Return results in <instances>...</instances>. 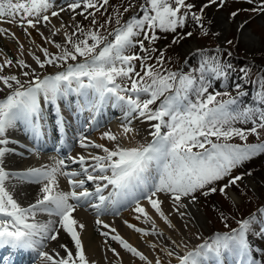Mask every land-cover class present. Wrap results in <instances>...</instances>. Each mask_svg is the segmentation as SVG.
<instances>
[{"label": "snow or ice", "instance_id": "6c2138e0", "mask_svg": "<svg viewBox=\"0 0 264 264\" xmlns=\"http://www.w3.org/2000/svg\"><path fill=\"white\" fill-rule=\"evenodd\" d=\"M244 2L257 6L243 11L264 13V0ZM224 4L225 0H206L199 6L191 0H143L137 5L129 0L122 12L117 11L100 23L97 17L111 7L110 0H71L64 5L58 0H0V24L16 25L32 43H35L32 31H35L59 50L53 54L49 48L38 45L42 56L27 50V55L38 66L34 67L21 58L26 49L20 37L8 27H0V37L10 36L20 53L19 57L5 56L0 62V93L3 94L0 98V158L9 151L3 147L9 144L8 131L18 123L34 138L41 137L45 121L41 97L45 103L55 106L59 129L64 128L66 119L58 101L72 93L84 97V103L97 112L111 102L124 117L118 132L101 133L100 139L109 142L111 147L80 135L79 147L86 154L67 158L78 166V171H66L69 165L64 159L57 160L51 167L22 172H9L0 166V252H8L7 256L0 255V264H14L13 257L21 250L34 254L39 264H97L87 255L83 242L86 225L74 216L85 204L96 211V230L106 238L104 247L116 258L120 253L111 247L109 237L143 264H172L173 260L176 264H206L213 258L220 264L222 255L232 256L234 264H261L253 259L248 236L258 231L264 237V227H260L264 225V208H259L258 214L237 220L238 228L217 233L211 242L204 240L190 248L183 239L177 241L168 236L166 241L170 243H152L149 247L160 253L152 259L100 218L109 210L115 212L118 205H134L131 210L137 214L135 219H142L151 229L124 221L126 226L144 237H164L154 217L168 229L176 230L171 219L175 215L188 220L184 224L187 228L191 219L187 210L200 197L208 198L216 193L227 197L228 190L238 188L245 176L252 175L250 171L235 175L233 172L264 154V139H261L264 107L243 105L240 97L244 92L240 84L235 85L236 95L228 99H218L228 96L227 92L210 91L212 80H227L232 70V65L223 62L219 55L200 50L199 67L182 73L164 68L165 50L156 47L161 39L158 33H172L171 45L193 37L192 31H183L190 22L204 36L209 35L204 21L206 9ZM134 9L142 15L133 14L124 19V15ZM66 11L71 14L70 25L62 20V13ZM239 11L231 12L230 16L237 17ZM78 16L89 21L92 27H83L77 21ZM53 18L61 20L59 26L53 23ZM113 22L115 26L109 30L108 25ZM246 23L239 27L242 29ZM48 26H51V36L63 35L61 43L44 35L41 27ZM227 43L232 44V41ZM215 51L220 53L222 49L217 47ZM46 66L63 70L41 76L39 70ZM240 72L242 78H247V69L242 68ZM261 84L264 86V80ZM257 101L264 106V90L257 92ZM134 121L149 124L151 140L125 146L122 138L131 143L138 135ZM249 124L250 127H244ZM249 136L256 137L258 142L249 143ZM234 139L242 143L232 142ZM61 176L67 179L71 190H61L58 179ZM13 178L40 185L33 203L22 206L18 202L6 185ZM88 182L95 185L94 190L85 187ZM109 187L111 191L105 195ZM166 201L168 211L164 208ZM39 215L51 219L40 222ZM61 233L70 238L72 247L59 243L60 251L45 250L49 242L60 239Z\"/></svg>", "mask_w": 264, "mask_h": 264}, {"label": "rangeland", "instance_id": "374dc122", "mask_svg": "<svg viewBox=\"0 0 264 264\" xmlns=\"http://www.w3.org/2000/svg\"><path fill=\"white\" fill-rule=\"evenodd\" d=\"M141 1L142 0H131L132 3L137 5L139 3H143ZM128 2L129 0H110L111 7H108L107 11L102 10L104 11V15H98V21L103 23L104 19L109 15H114V13L117 11L122 12L123 7L127 6ZM191 2H194L197 4V6H199L201 3H205L206 0H191ZM258 2L259 0H257V3ZM256 6L257 4H248L245 3L244 0H225L223 7H209L206 9L204 16L205 27L208 28L209 35L204 36L202 32L190 22L189 27L183 31H192L194 33L193 37L188 38L176 45H171L173 38L172 33H158L161 36V39L157 42L156 47L157 49L165 50L166 63L163 65L164 68L182 73L193 72L199 67L202 61L200 50H204L207 54L219 55L223 62L230 63L232 65V70L229 72V77L227 80L222 78L219 81L212 80L213 87L210 89L211 92L218 91L222 93H228V96H221L218 97V99H228L229 96L236 95L235 85L241 84L239 80L236 79L237 77L242 79V81L245 83L243 87L241 86V88H244L245 90H243V92L247 93V86H250L252 90H250L247 94L251 95L252 97L255 95L257 96L258 91L264 90V86L261 84V81L264 80V13L243 11V9H251ZM237 10H240L238 16L232 18L230 13ZM130 12L124 15V19H127L131 16ZM135 14L142 15V12H136ZM219 15H222L230 22V25L227 26L228 30L222 36L217 35L218 33L216 26H218L217 17ZM240 18L246 19L247 23L244 27H248V29L251 30L254 37L258 40V44L248 47L242 42V39L238 33L239 28H236V23L241 22V20H237ZM77 21L80 22L81 25L86 29L92 27L89 21L84 20L83 17L78 16ZM208 21H211V24H208ZM241 23L244 24L245 21ZM114 26L115 24L113 22V24L108 25V29L111 30V28ZM229 40L232 41V44L227 43ZM193 42L195 45L191 47ZM169 45L171 46L168 47ZM217 47L222 49L220 53H216L215 50ZM188 48L191 49L189 54L186 51ZM56 51L53 54L59 52L57 49ZM228 52H231L232 55L228 56ZM185 54H188V57ZM153 55H158V53H154ZM149 63H151V61ZM242 68L248 70L247 78H242L243 73L240 72V69ZM138 70L140 69L138 68ZM50 71L54 72V74L57 72L53 66H46V68L43 70V73ZM39 74L42 76L41 72H39ZM240 101L243 105H247L249 107H264L259 105L257 100H254V102H248L244 96L240 97ZM250 126L251 125L249 124L244 127ZM164 130L166 131V129ZM261 139H264V132L261 133ZM232 142L238 144L242 143L239 139H234ZM248 142L257 143L258 141L256 137L249 136ZM249 171L252 173L251 176L255 178V185L252 186L247 183V180H250L251 176H245V178L247 177L246 182L244 178V181L238 188H232V190L234 189L236 191V195L238 196L237 200L230 196L229 190L227 197L216 193L208 198H199L196 205L197 207L199 206L198 208L204 217V226H199V230L201 232L200 234L206 235L208 232L214 230H228V228L232 229L237 225V220L248 218L250 214L257 213V210L264 206V154H260L252 160L245 162L242 167L235 169L233 174H241ZM223 217H227V220L225 221ZM133 221H136V219ZM226 223L227 227H225ZM257 223H259V221H257ZM92 224L91 227L93 230L98 232L96 230L98 226L95 224V222ZM260 227H264V225H260ZM117 229L121 231L120 229L123 228H119L118 226ZM259 234L260 233L258 231L252 233V236L256 240H249L252 246L256 247V249L258 248L260 256L262 257L261 260L258 261H260L261 264H264V239ZM140 238L141 234H139V239ZM189 238H191V236H189ZM104 239L106 238L104 237ZM107 239L109 240L110 237ZM109 243L111 246H116V242L114 241L109 240ZM230 257L233 259L232 256Z\"/></svg>", "mask_w": 264, "mask_h": 264}, {"label": "bare ground", "instance_id": "6f19581e", "mask_svg": "<svg viewBox=\"0 0 264 264\" xmlns=\"http://www.w3.org/2000/svg\"><path fill=\"white\" fill-rule=\"evenodd\" d=\"M71 0H58L60 5H64L66 2H70ZM218 26H216L217 28V33L222 36L226 33V31L228 30L227 26L230 25V22L228 19H226L225 17H223L222 15H219L218 17ZM62 20L63 22L66 23V25H70L71 21H70V14L66 11L65 13H62ZM53 23L56 24L57 26H59V24L61 23V20H57L55 18H53ZM242 23L238 22L236 23L237 27L239 28V36L242 39V42L245 43L248 47H252L255 44H258V40L254 37V35L252 34L251 30L248 29V27H243L242 29L239 27ZM0 27H8L10 28L11 31L15 32L16 35L18 37H20L21 43H23L25 45V55L21 58L26 59V62L31 63L33 66L37 67L34 63V61L31 60V57L27 55V50H31L33 51L36 55H40L42 56V53L39 52V48L37 47L42 46V47H47L49 48V51L51 53H55L56 48L53 45L48 44L47 42H45L44 40L41 39V37L35 32L32 31V38H34L35 43H32V39H30L28 36L24 35V33L22 32V30L17 27L16 25H9L7 23H3L0 24ZM50 28L51 26L48 27H41V31L44 32L45 36L50 37V39H52L55 43H61L64 39L62 34H57L56 36H51V32H50ZM70 30V29H69ZM63 32V30H62ZM0 62H2V60L4 59L5 56L11 58V57H19L20 53L17 51L18 49V45H16V43L11 39L10 36H5V37H0ZM193 45H195V43L193 42L191 44V47H193ZM58 50V49H57ZM57 52V51H56ZM11 72L15 73L16 70L15 69H11ZM39 72H41L42 76L44 75H53L54 72L50 71V72H44L43 70H39ZM21 79H23L21 77ZM1 98L3 97V94L0 93ZM41 99V104H42V108L43 111L45 113V122L46 119L49 121V126L50 128L52 127V129L55 132H58L60 129L57 128L56 126V113L54 111V108L52 107L53 105H51L50 103H45L43 101V97L40 98ZM84 97L80 96L79 94H77V97H74L73 94H70L68 97H66L63 101L65 102V104H68V109L70 107V110H74V114L76 117L81 116L80 114V108L77 102L80 103V105L84 106L85 110H87L88 113H91L92 116V111L93 109H91L89 106L85 105L84 103ZM109 107H111V104H108ZM61 112H63L62 107H60ZM114 110V114L112 112V115L115 116V118L112 117V122L116 124V129L118 132L119 131V126L120 123L123 121L124 117H123V113L119 108H113ZM95 111V110H94ZM64 117L66 120H68V116L63 113ZM71 116V114H70ZM90 118H88L89 121ZM106 122V121H105ZM77 123V122H76ZM136 127H137V137L135 140L131 141V143H129V141L127 139H121V143L124 144L125 146H134L136 143H144L146 141H150L151 137L148 135L149 131H151L152 129L149 127V124L147 122H139V121H134L133 122ZM67 124V121H66ZM23 129L24 132L28 131L22 123H18L17 127L14 129H10L7 133V138L9 139V144L4 145L3 147H6L9 149V151L6 153V155L3 158H0V166L4 167L6 171L9 172H17L16 168H23L26 165H31L30 162H34V158L30 157V155L28 156H22L20 155L21 153H18L15 149H13L14 146V139H13V135H15L14 133H16L18 131V129ZM45 124L43 123L42 125V129L45 128ZM105 130H111V127H109V124H104L102 123L101 125H99L94 132L92 133H88L86 132L84 134V136H87L89 139L94 140L97 143H104L106 144V146L111 147V145L109 144V142L107 141H103L100 139L101 133ZM113 131V130H111ZM37 141L40 140L36 138ZM73 150L69 153V155L66 157V162L68 163V170L65 169L66 171H71V170H79L78 166L75 164H72L70 161H67V158L69 156H76L77 154H86L85 150L81 149L79 147V143H75L73 146ZM94 152L99 153L100 150H91ZM29 169V168H28ZM62 177V176H61ZM59 179V183H60V188L62 189L65 186V183L62 179L67 180L65 177L58 178ZM247 182L250 185H255V178H253V176H251L250 180H247ZM22 182H15L13 179H10L6 182V185L8 187V189L13 193L14 197L18 200V202L22 205V206H27L28 202L35 200L38 196L39 193V186H34V185H26V184H21ZM91 185H85V187H88L89 190H94L95 185L90 182ZM66 191V190H64ZM230 195L233 199L237 200L238 196L236 195V193L232 190H230ZM93 203H95L96 201L93 200ZM146 207L148 208V210L151 213V209L150 206H147L146 201L144 202ZM132 207H134V205L129 206L128 208H125L122 212L119 213V215L117 217H112V216H100L101 219H103L105 221V223H108L110 226H119V228H123L120 229L122 230L119 232V234L125 238L129 243H131L134 247H136L138 250L142 251L146 256L149 257V259H152L154 257V255L160 254L157 252H154V250L152 248L149 247L150 244L152 243H156L158 245H164L165 243H170L169 241H166V237L171 236L173 239L180 241L181 239H183V241L185 243L188 244V246L194 247L195 245H197L198 243H201V241H203L204 239H202V234H200V230H199V225L204 226V217L202 216L201 211L199 210V208L197 207L196 203L191 205L189 207V209L187 210L188 212L191 213V219L190 222L188 223V227L185 228L184 224L186 222H188V220H181L178 216H172L171 219L173 221V223L176 225V230L173 229H168L166 227V225L163 224L162 221H160L158 218L154 217L156 219L157 222V226L164 232V237H156V236H147L144 237L141 235V238L143 237L142 240L139 239V233H136L135 231H133L132 229H129L126 227V224L124 223V221H128L133 219L135 220V216L137 215L136 213L132 212ZM164 208L166 211L169 210V203L166 201L164 204ZM74 216L76 219H78V221L84 223L86 225L85 230L82 233V237H83V242L85 244L86 250H87V255L95 260L97 262V264H109V262H111V264H143V262L139 261L137 258H134L131 256V254L126 253L124 250L120 249L118 244L116 243V246H111L113 248H116L117 251L120 253V257L116 258L113 256V254L111 252H108L107 249L104 247V237H102L99 232H96L95 230H93V228L91 227V224L94 223V221L97 218V213L94 209L90 208L88 205H86L85 207H80L78 208V210L74 213ZM133 222H137V223H132L138 227H142L145 229L150 230L151 229V225L150 224H144V223H140V221L136 220ZM93 225V224H92ZM125 225V226H124ZM128 229V230H126ZM119 231V230H118ZM189 236H192V238H189ZM200 237V239H198L197 237ZM110 240V239H109ZM59 243H65L68 244L69 247H72V242L70 240V238L66 235L61 233L60 239L57 242H49L48 243V248L45 250H50L52 248H55L57 251L59 250ZM20 252V251H18ZM18 252L16 254H18ZM15 254V255H16ZM63 254V253H62ZM14 255V256H15ZM162 255V254H161ZM7 256V254H6ZM165 260H167V258L165 257ZM212 259H210L209 261L206 262V264H213V262L211 261ZM33 264H39L38 258L35 261V263ZM172 264H176L175 260L172 261Z\"/></svg>", "mask_w": 264, "mask_h": 264}]
</instances>
